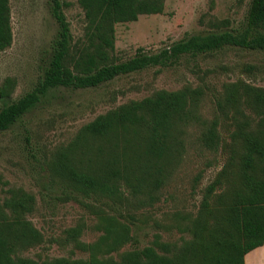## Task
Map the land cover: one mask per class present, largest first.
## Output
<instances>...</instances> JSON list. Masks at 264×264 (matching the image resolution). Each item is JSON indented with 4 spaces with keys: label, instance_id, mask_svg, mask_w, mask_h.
<instances>
[{
    "label": "rangeland",
    "instance_id": "obj_1",
    "mask_svg": "<svg viewBox=\"0 0 264 264\" xmlns=\"http://www.w3.org/2000/svg\"><path fill=\"white\" fill-rule=\"evenodd\" d=\"M61 1L66 3L64 11L74 41H79L86 24L84 10L79 0ZM250 3L251 0H214L211 6L210 0H165L162 13L142 14L136 21L116 24L117 60H128L140 50L157 54L193 35L222 29L242 31L247 26ZM10 7L14 40L0 52V86L10 77L15 87L10 97L0 99V109L36 87L49 64L58 34L50 0H10ZM238 81L264 87V51L230 46L183 55L170 65L150 66L96 87L51 89L12 127L0 131V173L8 182L5 190L21 187L36 196L35 210L28 218L44 236L40 244L19 255L40 262L54 257L88 258L89 252L79 249L68 238V231L82 226L80 239L97 241L103 233L98 227L101 213L114 215L129 225L136 239L104 257L119 259L127 250L151 244L157 234L169 242L190 238L191 227L206 214L203 198L207 187L229 166L231 134L237 123L234 110L221 109L218 101L225 86ZM185 86L198 87L203 95L195 108L196 117L176 132V150L167 160L157 161L151 171V179L157 176L163 180L153 189L152 199L146 192L132 196L127 186L126 200L96 198L78 190L62 172L60 166L66 163L98 170L99 161H104L98 154L108 156L109 142L89 140L79 148L73 147L85 124L131 100ZM214 120L218 121L221 145L209 149L202 145L200 137ZM132 135L140 144L142 160H148L145 132L139 130ZM84 150L87 155L82 154ZM230 179L232 176L226 178L224 186L237 177ZM215 205L214 196L211 206Z\"/></svg>",
    "mask_w": 264,
    "mask_h": 264
},
{
    "label": "trees",
    "instance_id": "obj_2",
    "mask_svg": "<svg viewBox=\"0 0 264 264\" xmlns=\"http://www.w3.org/2000/svg\"><path fill=\"white\" fill-rule=\"evenodd\" d=\"M50 3L58 34L49 64L33 90L0 109V131L12 127L51 89L60 86L96 87L150 66L170 65L183 55L230 46L264 51V0H251L247 26L242 31L222 29L193 35L160 53L140 50L125 61H118L115 55L116 24L136 21L142 14L162 13L165 0H79L86 21L79 41H74L64 11L66 3ZM210 3L212 6L214 0ZM213 25L220 27L218 22ZM13 40L10 0H0V52L9 48ZM14 87V79L7 78L0 86V99L10 97ZM202 95L198 87L162 89L100 114L80 129L73 147L79 148L89 140L109 142L108 156L98 154L97 157H104L98 170L66 163L60 166L62 172L86 195L123 201L128 198L124 190L127 186L132 196L146 192L152 199L153 189L161 186L163 180L157 176L151 179V171L157 161L167 160L176 150V132L196 117L195 108ZM218 104L221 109L228 108V112L234 110L237 128L231 134L232 154L229 166L207 187L203 198L206 214L195 221L190 238L169 242L157 234L151 244L127 250L119 259L104 257L136 239L129 225L114 215L101 213L98 227L103 233L97 241H82V226L68 231V238L89 252L88 258L54 257L40 262L21 256L20 252L44 239L28 218L35 210L36 196L21 187L5 190L8 182L0 173V264H245V255L264 244V87L244 81L229 83ZM217 126L218 121L214 120L203 130L200 141L204 147L218 149L221 145ZM139 130L146 134V161L132 135ZM82 154L87 155V151ZM228 176H232L230 180L237 179L224 186ZM219 188L222 190L216 194ZM214 196L217 205L212 207Z\"/></svg>",
    "mask_w": 264,
    "mask_h": 264
},
{
    "label": "crops",
    "instance_id": "obj_3",
    "mask_svg": "<svg viewBox=\"0 0 264 264\" xmlns=\"http://www.w3.org/2000/svg\"><path fill=\"white\" fill-rule=\"evenodd\" d=\"M245 264H264V244L245 255Z\"/></svg>",
    "mask_w": 264,
    "mask_h": 264
}]
</instances>
